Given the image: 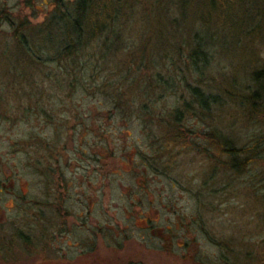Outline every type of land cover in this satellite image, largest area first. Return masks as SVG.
I'll return each mask as SVG.
<instances>
[{"label": "rangeland", "instance_id": "obj_1", "mask_svg": "<svg viewBox=\"0 0 264 264\" xmlns=\"http://www.w3.org/2000/svg\"><path fill=\"white\" fill-rule=\"evenodd\" d=\"M53 6L0 0L3 15L32 29ZM134 17L120 26L129 45L139 27ZM185 19L178 36L198 33L207 64L173 66L150 50L144 59L156 53L157 60L143 73L162 86L139 83L130 103L118 101L124 88L114 85L108 63L134 48H115L84 86L57 85L42 77L56 64L40 70L27 62L0 20V264H257L264 153L237 175L223 165L226 155L214 158L205 134L216 130L238 147L264 135L263 117L245 120L241 107L253 71L264 65V0H215L204 22ZM191 87L221 100L202 112L191 104ZM183 102L192 144L156 160L153 145Z\"/></svg>", "mask_w": 264, "mask_h": 264}, {"label": "trees", "instance_id": "obj_2", "mask_svg": "<svg viewBox=\"0 0 264 264\" xmlns=\"http://www.w3.org/2000/svg\"><path fill=\"white\" fill-rule=\"evenodd\" d=\"M134 2L138 3V9ZM140 2L145 3L144 6H141ZM194 6V0H73L72 2L54 0L53 8L40 23V29L27 27L21 20L14 23L1 11L0 20H4L12 28V37L27 62L40 65V70L44 63L56 64L51 71L50 69L49 72L44 71L42 77L45 76L47 80L57 85L66 83L68 87L75 86L74 84L84 86L83 79L95 80L98 76L95 72H98L97 63L103 62L115 48L122 47L124 51L127 47L134 48L129 52L126 51L124 57L117 60L113 58L108 63L111 66L108 68L109 74L113 73L112 77L118 76L114 85L124 88V92L116 91L118 101L123 99L124 102L130 103L132 91L139 89V83H146L147 88L150 89L162 86L160 78L152 76V80H149V76L143 73V69L148 71V65L157 60L156 53L152 61L144 59L145 56L150 57L153 50H157L158 53L160 51L161 62L168 59L172 61L173 66L177 63L184 65L185 62H189L190 65L198 68L196 64L198 61L203 67L207 64V49L198 33L188 36V39L178 36L180 24L184 25L189 21L185 19L188 15L194 17L197 15L202 22L209 18L210 12L215 9V0H198L195 11ZM131 14L137 16L134 20L139 27L134 34L133 42L129 45L131 39L128 35L122 36L120 26L124 21H130L128 17L132 18ZM35 36H40V40L34 41ZM182 48L187 49L186 56L182 53ZM81 63L85 66H81ZM119 64L121 65L118 66ZM203 67L196 70L199 75L202 74ZM135 72L139 74V79L138 76L135 78L133 75ZM158 76L160 77L157 74L156 77ZM251 79L254 88L245 98L242 97L243 117L245 120H250L261 116L264 120V65L253 71ZM97 80L103 79L98 77ZM170 81H172L171 77ZM200 90L198 87H191L189 93L191 104L206 113L211 110L210 106L217 104L221 99L210 93L204 94ZM194 108L192 107V110ZM190 110V105L188 107L187 103L183 102L171 116L163 139L161 142L157 140L158 145H153L156 160L162 157L171 158L174 150L190 147L188 144L192 143L186 142L182 127L183 113H191ZM205 135L208 136V142L215 151L214 158L226 155L227 159L223 165L237 175L244 173L249 166L262 159L264 135L252 145L242 147L235 146L231 140L216 130ZM150 165L157 167L149 163ZM257 264H264V240L257 257Z\"/></svg>", "mask_w": 264, "mask_h": 264}, {"label": "flooded vegetation", "instance_id": "obj_3", "mask_svg": "<svg viewBox=\"0 0 264 264\" xmlns=\"http://www.w3.org/2000/svg\"><path fill=\"white\" fill-rule=\"evenodd\" d=\"M9 240L10 239H8V242L6 241V244H9ZM9 253H8V251H6V247H5V257H4V260H5V262L7 263V261H6V259L5 258H8L9 257V255H8ZM2 257L0 256V259H1Z\"/></svg>", "mask_w": 264, "mask_h": 264}]
</instances>
